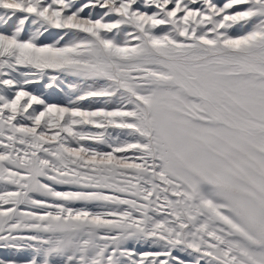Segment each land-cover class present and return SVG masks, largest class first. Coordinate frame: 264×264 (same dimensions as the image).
I'll return each instance as SVG.
<instances>
[{
    "label": "snow or ice",
    "instance_id": "6c2138e0",
    "mask_svg": "<svg viewBox=\"0 0 264 264\" xmlns=\"http://www.w3.org/2000/svg\"><path fill=\"white\" fill-rule=\"evenodd\" d=\"M0 264H264V0H0Z\"/></svg>",
    "mask_w": 264,
    "mask_h": 264
}]
</instances>
